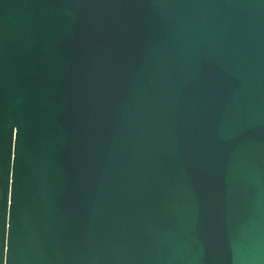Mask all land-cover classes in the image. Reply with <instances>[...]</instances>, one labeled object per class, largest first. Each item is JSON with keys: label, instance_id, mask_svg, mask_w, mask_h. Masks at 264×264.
Masks as SVG:
<instances>
[{"label": "water", "instance_id": "1", "mask_svg": "<svg viewBox=\"0 0 264 264\" xmlns=\"http://www.w3.org/2000/svg\"><path fill=\"white\" fill-rule=\"evenodd\" d=\"M0 264H264V0H0Z\"/></svg>", "mask_w": 264, "mask_h": 264}]
</instances>
